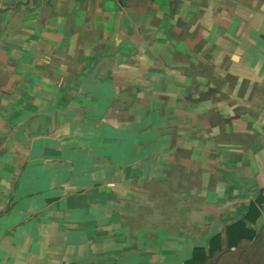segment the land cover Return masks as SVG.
<instances>
[{
	"label": "crops",
	"instance_id": "0c3cea01",
	"mask_svg": "<svg viewBox=\"0 0 264 264\" xmlns=\"http://www.w3.org/2000/svg\"><path fill=\"white\" fill-rule=\"evenodd\" d=\"M0 264H264V0H0Z\"/></svg>",
	"mask_w": 264,
	"mask_h": 264
}]
</instances>
